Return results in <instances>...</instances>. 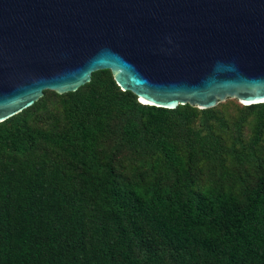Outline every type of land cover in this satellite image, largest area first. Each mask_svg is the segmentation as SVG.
<instances>
[{"label": "trees", "instance_id": "16d2710c", "mask_svg": "<svg viewBox=\"0 0 264 264\" xmlns=\"http://www.w3.org/2000/svg\"><path fill=\"white\" fill-rule=\"evenodd\" d=\"M42 92L0 122V264H264V102Z\"/></svg>", "mask_w": 264, "mask_h": 264}, {"label": "water", "instance_id": "95a60500", "mask_svg": "<svg viewBox=\"0 0 264 264\" xmlns=\"http://www.w3.org/2000/svg\"><path fill=\"white\" fill-rule=\"evenodd\" d=\"M102 69L144 105L264 102V0H0V122Z\"/></svg>", "mask_w": 264, "mask_h": 264}, {"label": "rangeland", "instance_id": "374dc122", "mask_svg": "<svg viewBox=\"0 0 264 264\" xmlns=\"http://www.w3.org/2000/svg\"><path fill=\"white\" fill-rule=\"evenodd\" d=\"M224 104L222 106H219V112L222 114L224 118H226L228 121L234 119L239 111H240V105L239 101L235 98H226L224 101H222ZM242 132L244 135L249 134V129L247 127L242 128ZM223 136H226V134L223 133Z\"/></svg>", "mask_w": 264, "mask_h": 264}]
</instances>
